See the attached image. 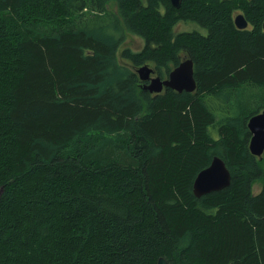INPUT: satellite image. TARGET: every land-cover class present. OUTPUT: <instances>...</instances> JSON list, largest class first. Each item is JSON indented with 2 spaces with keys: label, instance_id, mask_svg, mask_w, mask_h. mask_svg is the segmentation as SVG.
Here are the masks:
<instances>
[{
  "label": "trees",
  "instance_id": "obj_1",
  "mask_svg": "<svg viewBox=\"0 0 264 264\" xmlns=\"http://www.w3.org/2000/svg\"><path fill=\"white\" fill-rule=\"evenodd\" d=\"M238 8L0 0V264H264L246 126L264 111V33L235 29ZM125 31L142 49L118 52ZM186 54L194 92L141 89L138 67L165 79ZM214 156L230 185L196 198Z\"/></svg>",
  "mask_w": 264,
  "mask_h": 264
},
{
  "label": "water",
  "instance_id": "obj_2",
  "mask_svg": "<svg viewBox=\"0 0 264 264\" xmlns=\"http://www.w3.org/2000/svg\"><path fill=\"white\" fill-rule=\"evenodd\" d=\"M183 0H170L174 8H179ZM235 24L238 28L246 27L243 16L238 14L235 17ZM139 79L142 81L141 89L150 94H158L165 88L176 92H194L196 81L194 78L193 62L190 58H184L175 66L165 79L159 76H151L153 69L148 65H141L137 69ZM251 138L248 149L251 155L261 159L264 153V111L249 118L246 124ZM231 173L225 161L218 157H212L209 165L200 170L192 185V192L196 198L213 192L221 191L230 185ZM156 264H168L163 257L158 258Z\"/></svg>",
  "mask_w": 264,
  "mask_h": 264
},
{
  "label": "flooded vegetation",
  "instance_id": "obj_3",
  "mask_svg": "<svg viewBox=\"0 0 264 264\" xmlns=\"http://www.w3.org/2000/svg\"><path fill=\"white\" fill-rule=\"evenodd\" d=\"M264 1V0H262ZM260 0H237L239 8L234 11L232 14V21L235 29L237 30H246V31H255L259 27V32L264 33V17L261 16L262 13H253L252 9H245L243 3H247L250 7L255 6ZM240 14L243 16L246 21V27L240 29L235 24V17ZM259 16V17H258ZM186 24L191 28L190 31L187 32H201L202 29L194 22L188 21ZM258 31V30H257ZM186 58H191L189 54H186Z\"/></svg>",
  "mask_w": 264,
  "mask_h": 264
},
{
  "label": "rangeland",
  "instance_id": "obj_4",
  "mask_svg": "<svg viewBox=\"0 0 264 264\" xmlns=\"http://www.w3.org/2000/svg\"><path fill=\"white\" fill-rule=\"evenodd\" d=\"M110 10L114 11L113 5L110 7ZM190 30H191V28L183 21H179V23L174 28V32H183V31L186 32V31H190ZM143 45H144V40L141 37L125 31L123 41L119 46L118 52L121 51L122 49H130L132 51H138V50L142 49ZM185 56L186 55H184L181 58V61L184 58H186ZM118 60H120L122 62L120 54H118ZM148 66L153 69V67L151 65H148ZM193 67H194V65H193ZM136 72H137V70H136ZM151 76L154 77L155 75L152 74ZM165 89H167V88H165ZM260 190H261V184L259 182L254 183L252 186L253 193L257 194Z\"/></svg>",
  "mask_w": 264,
  "mask_h": 264
}]
</instances>
